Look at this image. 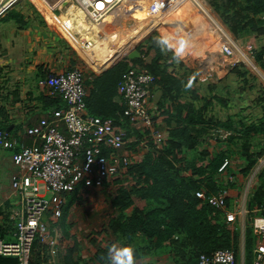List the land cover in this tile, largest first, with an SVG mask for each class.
Segmentation results:
<instances>
[{
    "label": "trees",
    "instance_id": "1",
    "mask_svg": "<svg viewBox=\"0 0 264 264\" xmlns=\"http://www.w3.org/2000/svg\"><path fill=\"white\" fill-rule=\"evenodd\" d=\"M233 2L231 0L230 5L224 8L220 4L215 6L232 33L238 38L250 36L249 42L255 40L256 36L252 35L254 33L264 37V22L261 19L264 0H243L238 1L237 5ZM34 7L42 17L43 24L51 22L44 9ZM3 18L14 19L22 29L29 24L27 16L15 8ZM159 37L157 32H153L137 44L121 47L107 58L103 67L97 71L98 74L92 72L91 78H86L89 88L87 112L111 117L117 130L127 131L130 140L127 147L135 151V154L115 179V184H124L118 185L107 195L111 210L102 232L112 236V239L110 242L99 241L93 235L89 241L88 261L80 260L76 256L81 239L72 233L73 222L70 221V214L77 202L83 200V195L79 194L72 200L67 199L57 223L64 250L63 264H106L107 251L113 244L132 246L136 250L137 264L148 260L146 256L157 258L166 252L171 254L172 264H196L201 253H211L217 249H234L238 264L240 226L236 222H227L221 212L202 198L199 192L211 194L224 187L229 188L231 193L233 189L238 192V183L223 179L219 167L225 159H232L237 153L245 163L240 172L246 175L264 155V88L261 87L260 95L254 101L262 112L259 117L253 118L251 115L239 113L235 116L228 115L226 119L214 115L207 117L206 111L213 102L210 99L207 101L208 95H202L199 89H184L193 71L184 61L177 64L172 60V53H162L155 43ZM135 45L141 53L140 57L129 58L124 55ZM254 57L264 69V45L254 52ZM129 68L147 70L155 77L150 92L152 94L155 88L159 89L160 98L156 103L151 98L149 109L153 113L157 128L167 138L161 149L155 146L147 127L138 126V121L125 115L126 103L119 90V82ZM37 69L38 86L41 89L38 99L43 105V111L66 106L59 95H46L45 87L40 84L41 80L53 72L43 65ZM248 72L239 71L241 76H246ZM209 87L211 91L217 88L216 85ZM214 98L221 100L223 105L227 103L216 93ZM196 100H204L203 105L196 104ZM152 104L155 108H152ZM1 111H4L3 108ZM159 118L165 123L158 122ZM10 125L9 121L0 118V130H6ZM226 131H230L227 136L217 139L226 149L220 148L221 145L213 152L200 149L207 138L220 137ZM24 141L30 144L32 137L26 136ZM143 141L148 146L146 151H143ZM7 151L8 159H3V153L0 154V164L3 165L0 171L2 199L12 189L9 179L13 172L10 168L15 149ZM231 198L232 194L228 199L229 205H232ZM263 206L264 186L260 183L250 197L249 209L252 212ZM253 245V228L248 226L245 231V264H253ZM0 264L19 263L15 257L0 256ZM30 264H42L40 252L36 253ZM145 264L155 263L150 261Z\"/></svg>",
    "mask_w": 264,
    "mask_h": 264
},
{
    "label": "built area",
    "instance_id": "2",
    "mask_svg": "<svg viewBox=\"0 0 264 264\" xmlns=\"http://www.w3.org/2000/svg\"><path fill=\"white\" fill-rule=\"evenodd\" d=\"M20 1L0 0V19ZM124 1L35 0V5L44 9L51 22L60 30V35L61 30H66L85 43V48H89V37L86 34L90 26L88 22H104ZM176 1L179 0L151 1L148 13L159 15ZM136 3L138 1L133 2L134 5ZM79 10L84 16L76 13ZM261 19L264 22V12ZM247 48L251 50L253 45L249 44ZM216 50L230 58L237 51L244 52L234 39L230 43L224 37L218 39ZM239 61L237 59L233 62ZM86 78L83 70L78 67L53 72L41 80L40 84L49 94L59 95L66 106L53 110L50 116L40 119L36 125L26 127L22 132L13 134L0 130V147L5 150L15 149L12 154L15 169L9 182L16 194L10 205H6L0 196V256L15 257L19 264H30L38 252L42 264H54L60 252V230L57 223L63 214L67 193L75 191L82 181L96 187L113 181L135 154V151L127 147L130 142L127 131L117 130L111 117L87 112L89 88ZM154 81V75L147 70L129 68L119 82V90L126 103L125 115L138 121V126L147 127L155 146L161 149L167 138L157 128L149 109L152 95L150 88ZM26 136L32 137V143H25ZM142 145L143 149H148L145 141ZM230 163L232 160L227 158L219 167L222 178L228 173ZM233 176L231 172L228 179L235 182ZM231 194L227 187L211 194L199 192L202 198L221 212L227 222H236L241 227L240 219L242 215L246 216L247 210L239 199L242 195L233 199L232 205H229ZM251 213L254 214L248 226L254 232L252 263L264 264V206L255 208ZM10 237L14 239L8 240ZM244 247L245 233L241 239L243 263ZM157 264L172 263L162 261ZM196 264H237L235 251L217 249L211 253H201Z\"/></svg>",
    "mask_w": 264,
    "mask_h": 264
},
{
    "label": "rangeland",
    "instance_id": "3",
    "mask_svg": "<svg viewBox=\"0 0 264 264\" xmlns=\"http://www.w3.org/2000/svg\"><path fill=\"white\" fill-rule=\"evenodd\" d=\"M136 1L138 3L133 4V9H122L115 18L99 25L100 30L91 40H88L89 48H85V44L80 40L77 41L72 33L61 30L62 34L60 35V30L54 23L43 24L42 17L35 10L34 6L37 3L35 0H21L14 8L27 16L29 24L22 29L14 19H0V58L7 60V64L0 67L2 69L5 67V73L10 76L9 83L5 88L10 90L17 86L20 95L23 94V100L13 98L9 102V99L2 98L4 92L0 91V108L5 103H8L9 107L18 101L25 105L32 103V100L28 102V94L32 99L34 92L37 91V82L34 77L36 65L52 64V67L58 68L57 71L78 67L87 75L93 70L98 71L102 68L107 58L121 47L132 43L137 44L146 36L157 32L160 36L179 33L190 41L191 49L183 61L193 71L192 76L196 77L192 88L199 89L202 95H208L207 101L210 99L213 102L206 111L207 117L214 115L226 119L228 115L235 116L237 113L252 115V117L261 115V109L255 105L254 101L260 95L261 87L264 88V69L256 62L254 52L264 45V37L254 33L252 35L256 36L255 40L249 42L250 36L238 38L232 33L215 7L216 4H220L223 8L227 7L231 0H179L171 3L159 15H149L148 13L149 3L154 0ZM238 1L243 0H234L233 3L237 5ZM76 13L84 16L80 10ZM218 35H224L231 43L234 39L244 52L237 51L236 55L231 58L221 55L216 50ZM130 36L133 37L123 41ZM61 39L65 42H62ZM121 41L123 42L118 49L111 50L117 47ZM249 44L253 45V49L247 48ZM237 59L240 61L234 63L233 61ZM244 70L249 72L246 76H241L239 71ZM17 76L18 78H16ZM3 79L5 77L2 72L0 84L3 83ZM212 85L217 86L215 91H211L209 86ZM187 93L191 95L190 92ZM215 93L227 102L226 105H223L221 100L214 98ZM154 101L156 100L154 99ZM195 103L201 106L204 100H196ZM225 136H227L225 132L221 133L220 137L212 136V144H216L217 141L221 145L217 139H222ZM236 155L237 157L233 156L231 159L233 164H231L230 171L225 173L223 178L228 179L231 172L234 174L233 178L239 185L238 198L239 195H242L239 199L247 210L246 216L242 215L240 219L239 234L242 239L245 233L244 226L248 227L250 217L254 214L249 209L250 197L260 183L264 186V174L262 175L264 155L258 159L255 166L246 175L240 172L241 166L245 164L244 160L240 158L239 154L236 153ZM115 179L106 182L99 188L80 184L75 192H68L66 195L68 200L74 199L79 194L83 195V200L77 202L75 207L77 210H73L70 219L73 222L72 233L81 239L80 249L76 255L80 260L88 261L90 257L89 241L93 235L98 237L99 241L110 242L112 239V236L102 231L108 222V213L111 210L107 201L108 192L116 189L118 185L124 184V182L115 184ZM235 195L237 194L235 193ZM7 239L13 240L14 238ZM63 253L64 250L60 243V252L54 264H63ZM153 257L155 256H146V259H151L156 264L157 258ZM238 264H245L241 247Z\"/></svg>",
    "mask_w": 264,
    "mask_h": 264
},
{
    "label": "crops",
    "instance_id": "4",
    "mask_svg": "<svg viewBox=\"0 0 264 264\" xmlns=\"http://www.w3.org/2000/svg\"><path fill=\"white\" fill-rule=\"evenodd\" d=\"M4 64H7V60L5 61L4 58H0V66H4ZM44 64L45 65L39 64V65H36V67H35L34 77H35V80L37 82V91L34 92V95H33L34 97L32 99H30L31 95H29L28 92H27V94H28V102L30 100H32V103H27L28 105H25L24 103L22 104L21 101H18L14 105L10 104L11 105L10 107H9L8 103H5L2 106L4 111H1V108H0V118H1V120H3V121L7 120V121H9V124H11L10 125L11 129L10 130L6 129L8 132H11L13 134H16L18 132H22V131L25 130L26 127H29V126H32V125H36L40 121V119H42L44 117H48V116L51 115L53 110H49L47 112L43 111V105H42V103H40V101L38 99V95H39L41 89L38 86V81L39 80L37 78V75H38L37 67L43 65L49 71H52L54 73H55V71H57L56 69H58V68L57 67H52V64H48V63H44ZM2 72H3V75L5 77V79H3V83L0 84V88H1L0 91L5 93V94L2 93V98L4 100L9 99V102L13 98H17V99L21 98L22 99L23 98V94L20 95V92L18 91V87L17 86H14V88L10 89V90H8L7 87L5 88V86H7L8 83H9L10 79H8V78L10 76H9V74L5 73L6 72V68L5 67H3V69L0 67V79H1ZM96 74H98V73L96 72ZM90 76L91 75L89 73L86 75L87 78L90 77ZM16 78H18V76ZM44 91H45L44 93L46 95L47 94L48 95H54V94H49V92L46 90V88H45ZM30 94H33V92H30ZM159 98H160V90L155 88L154 92L152 93L153 102L156 103ZM154 99L156 101H154ZM12 103H14V102H12ZM154 106L155 105L152 104V108H155ZM261 114H262V112H261ZM259 116L258 115L256 117L253 116V118H257ZM251 117H252V115H251ZM158 122L165 123V121L163 119H161V118H159ZM20 125H22V128H20ZM228 132L229 131H226L225 133L228 134ZM211 144H212V138H207L205 140L204 144L201 145L200 149H206V150H209V151L213 152V151H216L218 149L219 145H220V144L217 143V141H216V144H212V147L210 146ZM220 148L226 149V148H223L222 145H221ZM146 150L147 149H143V151H146ZM2 153H3V155L1 157L3 159H8V157H7L8 156V151L3 149L2 147H0V154H2ZM235 157H237V155ZM232 159H233V157H232ZM232 164H233V161H232ZM2 166L3 165L0 164V171H2V169H3ZM10 169H12L14 171L15 167H14L13 163H12V166H11ZM4 172H6V168H4ZM82 182H84L83 184H88L90 186L91 185L94 186L93 184L87 183L86 181H82ZM96 188H99V187H96ZM1 190L2 189H0V191ZM232 191H233L232 199H236L238 197L239 191L237 192V189H233ZM235 193L237 195L234 196ZM15 198H16V194L13 193V191L11 189L10 193L8 195H6V198H4V199L1 198V200H3V202H5L6 205H10V201H14ZM76 210L77 209L75 208V211ZM70 219H71V214H70ZM170 255L171 254L168 253V252L159 255L157 257L156 264L158 262H162V261H171L170 260L171 259ZM150 261H152V260L148 259L145 262H150ZM145 262H144V264H145Z\"/></svg>",
    "mask_w": 264,
    "mask_h": 264
},
{
    "label": "clouds",
    "instance_id": "5",
    "mask_svg": "<svg viewBox=\"0 0 264 264\" xmlns=\"http://www.w3.org/2000/svg\"><path fill=\"white\" fill-rule=\"evenodd\" d=\"M155 43L162 53L166 55L172 53V60L177 64L184 60L191 49L190 41L179 33L162 34ZM195 79V75L189 78L184 85L186 91L193 87ZM105 262L106 264H137L136 250L130 245L118 246L113 244L107 251Z\"/></svg>",
    "mask_w": 264,
    "mask_h": 264
},
{
    "label": "bare ground",
    "instance_id": "6",
    "mask_svg": "<svg viewBox=\"0 0 264 264\" xmlns=\"http://www.w3.org/2000/svg\"><path fill=\"white\" fill-rule=\"evenodd\" d=\"M136 0H125L123 2V4L119 5L117 8H115L107 17H106V20H104V22L100 23V24H94V25H90V27L88 28L89 29V32H86V34H88L87 36H89V39L91 40L96 34L97 32L100 30V26L99 25H103L105 23H107L108 21H110L111 19L115 18L118 13L122 10V9H125V10H130V9H133L134 6L133 5V2H135ZM111 17V18H110ZM82 21V20H81ZM84 22V21H83ZM85 29V28H84ZM218 37H224L227 41H229L228 38H226L224 35H218ZM74 38L78 41L79 39L77 37L74 36ZM131 38V37H130ZM128 38V39H130ZM218 38V39H219ZM127 40V39H125ZM123 40V41H125ZM121 41L120 44L117 46V47H114V48H108V49H111V50H116L119 48V46L121 45V43L123 42ZM230 42V41H229ZM231 43V42H230ZM81 44V43H80ZM85 44V43H83ZM84 46V45H83ZM84 49V48H83ZM85 54V53H84ZM97 71V70H95Z\"/></svg>",
    "mask_w": 264,
    "mask_h": 264
},
{
    "label": "water",
    "instance_id": "7",
    "mask_svg": "<svg viewBox=\"0 0 264 264\" xmlns=\"http://www.w3.org/2000/svg\"><path fill=\"white\" fill-rule=\"evenodd\" d=\"M124 55H126V56H128L129 58H136V57H140L141 56V53H140V51L137 49V47L136 46H134L133 48H130L129 50H128V52L126 53V54H124ZM116 63V62H115ZM114 63V64H115ZM113 64V65H114ZM112 65V66H113ZM11 129V127L9 126L8 128H7V130H10Z\"/></svg>",
    "mask_w": 264,
    "mask_h": 264
}]
</instances>
